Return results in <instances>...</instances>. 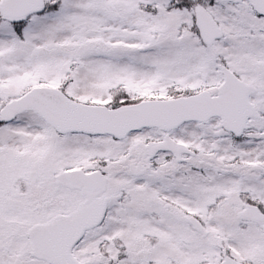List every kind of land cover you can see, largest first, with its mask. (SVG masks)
<instances>
[{
	"label": "snow or ice",
	"instance_id": "snow-or-ice-1",
	"mask_svg": "<svg viewBox=\"0 0 264 264\" xmlns=\"http://www.w3.org/2000/svg\"><path fill=\"white\" fill-rule=\"evenodd\" d=\"M0 264H264V0H0Z\"/></svg>",
	"mask_w": 264,
	"mask_h": 264
}]
</instances>
